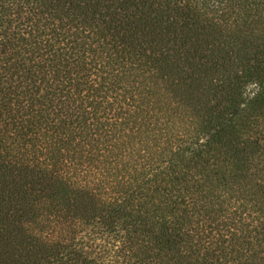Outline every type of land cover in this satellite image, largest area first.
I'll return each mask as SVG.
<instances>
[{"label": "trees", "instance_id": "1", "mask_svg": "<svg viewBox=\"0 0 264 264\" xmlns=\"http://www.w3.org/2000/svg\"><path fill=\"white\" fill-rule=\"evenodd\" d=\"M0 264H264V0H0Z\"/></svg>", "mask_w": 264, "mask_h": 264}]
</instances>
